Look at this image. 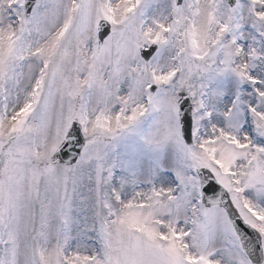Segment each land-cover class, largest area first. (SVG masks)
Wrapping results in <instances>:
<instances>
[{
  "label": "snow or ice",
  "instance_id": "6c2138e0",
  "mask_svg": "<svg viewBox=\"0 0 264 264\" xmlns=\"http://www.w3.org/2000/svg\"><path fill=\"white\" fill-rule=\"evenodd\" d=\"M0 264H264V0H0Z\"/></svg>",
  "mask_w": 264,
  "mask_h": 264
}]
</instances>
